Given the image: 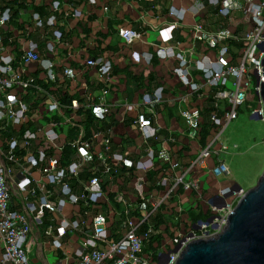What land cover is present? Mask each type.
<instances>
[{
	"label": "built area",
	"instance_id": "1",
	"mask_svg": "<svg viewBox=\"0 0 264 264\" xmlns=\"http://www.w3.org/2000/svg\"><path fill=\"white\" fill-rule=\"evenodd\" d=\"M44 1V0H31ZM100 0H88L92 6ZM214 7L218 16L226 21L233 20L238 12L244 15V22L250 24L245 33L238 37L227 27H220L214 31L206 29L201 23H195L191 27L192 46L185 50L169 48L166 44L172 40V31L176 23L168 29L160 31L164 47L158 51L160 59L179 58L178 65L173 73L186 88L187 93L179 97L177 105L181 117L188 128V137L197 140V133L201 126L202 109L193 107V100L200 92L203 95L206 90L219 89L213 95V107L210 113L211 123L217 128L212 142L201 148L196 158L191 162L189 169L205 168V163L213 157L227 154L229 149L223 142L224 131L238 118L241 109L250 103L251 116L264 121V100L261 95V85L264 84V0H208ZM62 4L55 0L51 5V15L44 21L40 15H33V22L41 38L45 41L47 56L54 57L63 42L64 34L57 28L58 15L62 12ZM107 11L108 8L104 7ZM184 10L171 11L172 16L183 19ZM81 11L75 9L74 17H81ZM11 20V13L7 9L0 13V28H5ZM119 36L126 45H132L141 38V34L131 28L119 29ZM232 43L242 45L238 57L234 63H228ZM203 45L209 50L216 51V60L212 61L205 56L202 59L195 58V49ZM39 45L29 40L21 54V59L12 54L13 46L7 47L4 43V34L0 31V137L9 127L18 131L16 137L22 138V148L25 166L19 167L20 179L12 182L13 170L0 162V264H32L30 261L31 247L37 244V235L44 227V216L53 215L54 220L58 214H63L68 207H81L83 213H74V220L61 219L59 226L54 222L44 229V234L52 238V245L56 250H64L62 239L67 232L81 235L80 246L75 255L79 264H175L181 250L194 239H208L223 232L228 217L232 213L237 202L244 196L242 190L235 192L233 203L222 201L211 203V216L206 221H199L190 225L186 231L178 230L176 234L156 254L153 251H145V240L154 233H159L156 226L151 224L150 215L146 214L134 220L121 221L125 231L119 240H114L107 228V218L102 213H97V206L106 199L107 194L102 189L105 176L114 175L118 169L131 166V162L124 156L112 151L113 134L107 133L99 141V133L94 132L85 139L83 130L79 129V138L69 144L73 150V156L69 164H64L61 158L63 147L58 144L63 134V128H51L38 126L35 131L28 128L33 122L31 99L47 98L51 101L45 110L46 113L55 116L60 115L62 105L53 99L42 86L41 79L28 74L27 65L38 63L42 68L41 78L47 83H64L69 78L70 71L63 68L58 70L56 64L48 59L43 60L38 53ZM86 68H94L102 87L100 94L95 97L88 86L82 90L87 102V109L92 113L96 123H103L112 114V107L108 103L112 64L109 61H96L89 59L85 62ZM88 69V68H87ZM194 74L200 75L202 82H197ZM231 83L232 88H228ZM164 89H156L152 95L144 97V103L164 102ZM78 100H72L69 108L78 111L81 109ZM126 111H136L134 105H126ZM154 114V113H153ZM66 126H76L71 118L66 119ZM137 130L144 140L154 136L152 120L145 111L137 114L135 121ZM63 126V125H62ZM60 128V129H59ZM174 142V139H170ZM33 142L40 144V149L34 154L30 147ZM101 145L96 150V145ZM215 145V147H213ZM20 149V141L13 139L8 145V151L4 158L10 163H19L15 153ZM51 152V153H50ZM53 152V153H52ZM2 161V160H1ZM159 161L169 166V171L180 168L171 153L162 148L156 156L149 151L141 161L144 172L152 171ZM38 169L41 174L39 181L30 177L31 171ZM82 173L89 175V179L81 182ZM217 179H228L231 170L222 160L210 170ZM171 180V176H168ZM138 180L137 190L141 201L148 202L144 193L143 183ZM143 181V180H142ZM76 182L81 188L76 192L71 183ZM199 182L186 181L185 175L173 181L174 186L182 185L185 190L199 192ZM161 185V182H160ZM16 188L20 195L22 212L12 210L10 202L12 190ZM172 188L171 191H173ZM232 187L224 189L219 195L224 198L231 193ZM122 199V198H121ZM217 200V199H216ZM154 207V206H153ZM157 208V207H156ZM183 209L179 211L182 214ZM83 217L91 219V227L82 220ZM177 218V217H176ZM91 228V230H88ZM65 258H69L67 255ZM68 259L65 260L67 262Z\"/></svg>",
	"mask_w": 264,
	"mask_h": 264
},
{
	"label": "crops",
	"instance_id": "2",
	"mask_svg": "<svg viewBox=\"0 0 264 264\" xmlns=\"http://www.w3.org/2000/svg\"><path fill=\"white\" fill-rule=\"evenodd\" d=\"M53 1L55 0L34 2L31 0H0V13L4 12L1 8L5 6L12 7L15 12L18 11L14 20L15 25L10 22L8 27L0 28L5 36L10 35V41L14 44L12 54L17 60L21 59V54L28 41L33 40L38 43V53L43 60H50L60 71H63L64 67L70 71L69 78L64 83L50 84L42 80V68L38 63L27 65L28 74L40 78V83L48 94L62 105L61 114L51 116L44 108L45 105L47 108L48 104H51L50 100L47 98L31 99L33 122L28 128L32 131L40 125L54 130L58 127L63 128L58 144L63 147L61 158L66 165L70 163L73 156V150L69 144L79 138L81 132L79 129L83 130L85 139H88L95 131L98 132L99 141L109 131L112 132V151L124 155L131 162V166L118 169L113 173L114 175L105 176L102 189L107 197L100 202L96 210L97 213L106 216L107 228L114 240H119L125 232L121 221H136L137 218L146 214H151V220L156 218L160 221V206L163 204L171 210L162 211V218L165 222L171 223L175 215L172 217L170 214L182 209V215L186 219L188 217L185 213L190 208H197L199 204L203 210L210 211L211 203L222 201L218 198L221 191L237 184L231 178L217 179L210 173L218 161L223 160L226 163L225 157L229 153L219 158L209 159L205 163V168L189 169L201 147L198 141L187 136V125L176 104L179 97L187 93L186 88L181 85L173 73L179 58L176 55L173 58L160 59L158 55L160 48L164 47L160 31L176 23L172 31V40L166 45L169 48L177 47L183 51L192 46L190 30L195 23L203 24L210 31L227 27L236 36L241 37L250 28V24L243 21V13L238 12L233 20L224 21L218 16L216 9L209 5L208 0H100L95 6L90 5L88 0H58L62 4V12L58 15L57 28L63 32L64 38L57 55L48 57L45 41L34 25L33 15L38 14L46 21ZM104 7L108 10L105 11ZM75 9L81 11V17H74ZM174 10L186 11L184 18L178 20L176 16H172L170 13ZM10 13L12 16L13 13L11 11ZM124 27L139 32L141 38L132 45H126L119 36V29ZM241 47L240 43L231 44L230 55L232 57L228 58V63L235 62L234 58L238 57ZM195 50L196 59L207 56L212 61L216 60V51L209 50L203 45L197 46ZM89 59L99 62L109 61L112 64L111 79L108 85L110 91L108 103L112 107V114L99 125H94L92 113L87 112V102L82 90L88 86L92 94L97 97L102 87L106 85L99 82L94 68H86L85 62ZM194 76L197 82H202L200 75L194 74ZM160 87L164 89V102L151 105L144 103V97L152 95ZM218 90L216 88L211 91L206 90L203 95L200 92L194 97L193 107H201L202 110L213 107V95ZM72 100H78L82 106L80 110L74 111L69 108ZM126 105H134L136 111L127 112ZM140 111H145L152 120L154 136L148 140L142 138L135 125L137 114ZM67 118H71L76 126H66ZM17 135V129L11 126L0 137V162L13 170L10 177L12 182L20 179V165L25 166L23 158L26 152L21 149L22 138L16 137ZM13 139L20 141V149L15 153L16 158L19 159L18 164L10 163L4 158L8 145ZM170 139H174V142ZM66 147L71 149L69 158L65 152ZM100 147L101 145L97 143L96 150L99 151ZM162 148L171 153L174 161L180 164V168L174 170L173 173L168 170L167 176L161 178L160 185V169L164 165L157 161L152 171L144 172L141 161L149 151H153L157 156ZM39 149L40 144L33 142L30 150L36 154ZM184 175L188 182L192 180L199 182V192L185 190L182 185L173 187V181ZM168 176H171V180L167 179ZM30 177L39 181L41 174L38 169H33ZM88 179L89 175L86 173H82L79 177L81 182ZM140 179L143 180L141 183H143L144 193L148 199L146 203L141 201L137 190V183ZM71 184L76 192L81 191L76 182ZM172 188H174L173 191H171ZM10 207L18 212L23 211L16 188L12 190ZM74 213H83L82 208L68 207L63 214L57 215L56 220L49 213L44 216V227L37 235L38 242L31 247L30 261L32 264H79L75 253L80 246V234L67 232L62 239L64 250H56L52 245V238L44 234V229L50 225L54 226V222L59 226L61 219H76ZM82 220L91 227L90 218L83 217ZM167 242L163 240L160 246L159 240L150 251L159 253L161 248H165ZM67 255L69 258H65ZM66 259H68L67 262H65Z\"/></svg>",
	"mask_w": 264,
	"mask_h": 264
},
{
	"label": "water",
	"instance_id": "3",
	"mask_svg": "<svg viewBox=\"0 0 264 264\" xmlns=\"http://www.w3.org/2000/svg\"><path fill=\"white\" fill-rule=\"evenodd\" d=\"M261 95L264 100V84ZM240 190L235 184L229 195L220 198L223 203L219 207ZM175 264H264V173L257 185L237 202L223 232L190 241Z\"/></svg>",
	"mask_w": 264,
	"mask_h": 264
},
{
	"label": "rangeland",
	"instance_id": "4",
	"mask_svg": "<svg viewBox=\"0 0 264 264\" xmlns=\"http://www.w3.org/2000/svg\"><path fill=\"white\" fill-rule=\"evenodd\" d=\"M228 88H232L231 83ZM223 138L229 149L225 157L231 169L229 178L242 188L243 194L254 188L264 173V121L252 119L251 109L244 107ZM234 200L235 196L228 199L230 203Z\"/></svg>",
	"mask_w": 264,
	"mask_h": 264
},
{
	"label": "trees",
	"instance_id": "5",
	"mask_svg": "<svg viewBox=\"0 0 264 264\" xmlns=\"http://www.w3.org/2000/svg\"><path fill=\"white\" fill-rule=\"evenodd\" d=\"M6 9H9L13 13L11 16L10 22L14 23V25H15L16 23L14 22V20L16 19V15H17L18 11L15 12V10L10 6H5V7L1 8V11H5ZM40 11H41V13H43L42 10H40ZM50 15H51V10L49 12V16ZM7 27H8V25H7ZM9 36L4 35V43L7 47L14 45L13 42L10 41ZM244 107L249 109L251 107V105H250V103H248ZM242 109H241V111H242ZM205 111H206V114H205ZM211 111H212V107H209L208 109L204 108L201 112L202 113L201 126H200V129L198 130V133H197L198 137L196 140V141H198L201 148H206L214 139L215 134H217V128L211 123V119H210ZM87 112H90V111L87 110ZM93 122L95 123L94 125L100 124V123H96L95 119H93ZM213 147H215V145H213ZM65 152L67 153V157L69 158V155L71 154V149L69 147H66ZM162 167L163 168L160 169V182H161L162 177L167 176L166 172H168V170H169L168 165H164ZM228 188H230V187H228ZM167 207L165 206V204L160 206V221L156 220V218H154L152 220L150 219L151 224H154V226H156V230H158L159 233H154L151 236H149L147 240H145V243H144L145 244V246H144L145 251L152 250L154 248V244L159 242V240H160V246H161L162 241L163 240L166 242L169 241V238H171L176 231H178V230L186 231L190 228L191 224H196L199 221H206L211 216V212L208 210L207 211L203 210L202 206L199 204L197 208L196 207L190 208L189 211L187 213H185V215L187 214L188 219H186L184 217V215H182V214L179 215V212L173 211L175 214L174 213L170 214V216H172V217L175 215L174 216L175 218L172 219V223L171 222H165L162 218L163 214L161 212L164 211L165 209L171 210V209H168Z\"/></svg>",
	"mask_w": 264,
	"mask_h": 264
}]
</instances>
